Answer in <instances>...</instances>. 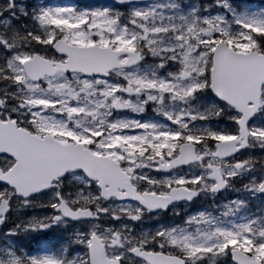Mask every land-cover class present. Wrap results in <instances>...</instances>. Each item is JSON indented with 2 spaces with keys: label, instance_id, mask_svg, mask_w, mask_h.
<instances>
[{
  "label": "snow or ice",
  "instance_id": "6c2138e0",
  "mask_svg": "<svg viewBox=\"0 0 264 264\" xmlns=\"http://www.w3.org/2000/svg\"><path fill=\"white\" fill-rule=\"evenodd\" d=\"M0 264H264V0H0Z\"/></svg>",
  "mask_w": 264,
  "mask_h": 264
},
{
  "label": "water",
  "instance_id": "95a60500",
  "mask_svg": "<svg viewBox=\"0 0 264 264\" xmlns=\"http://www.w3.org/2000/svg\"><path fill=\"white\" fill-rule=\"evenodd\" d=\"M59 1H64V2H73V1H77V0H59Z\"/></svg>",
  "mask_w": 264,
  "mask_h": 264
}]
</instances>
